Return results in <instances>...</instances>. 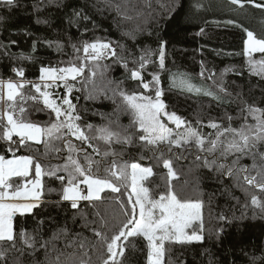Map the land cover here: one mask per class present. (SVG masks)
I'll use <instances>...</instances> for the list:
<instances>
[{
	"label": "trees",
	"instance_id": "obj_1",
	"mask_svg": "<svg viewBox=\"0 0 264 264\" xmlns=\"http://www.w3.org/2000/svg\"><path fill=\"white\" fill-rule=\"evenodd\" d=\"M242 3L243 7L231 0H16L11 9L0 3V78L19 81L21 78L13 70L23 69L24 80L39 82L42 67H64L77 56L83 57L82 50L74 51V44L82 49L86 41H110L127 61L128 68L115 57L103 60L107 68L97 70L95 87L99 91L94 99L87 98L91 85L82 88L76 83L72 98L82 117L81 124L110 125L122 134L125 130L129 135L139 134L138 128L130 127L132 116L121 98L113 97V89L122 81L121 87L129 93L147 92L139 81L129 78V69L138 67L134 61L148 49L157 54L151 57L153 62L142 75L145 82H150L152 74L159 72L163 99L170 111L190 121L206 136L214 133L207 126L210 121L228 126L225 114L233 118L232 127H239L245 122L246 113L241 109L246 104L264 108V79L250 72L249 58L244 53L245 29L258 38L264 37V7H256L264 5V0H242ZM161 43L165 45L163 71L158 68ZM255 54L264 58V54ZM177 72L188 74L197 85L211 88L225 102L169 90L170 75ZM221 87L226 92H220ZM30 91V86L24 89L25 93ZM57 91L63 94L65 90L61 86ZM24 107L26 120L41 126L49 123L51 117L42 102L29 100ZM3 110L0 105V111ZM5 121H0V155L8 159L14 157L9 148L15 149L16 144L2 138ZM247 122L254 123L251 117ZM136 135L130 144L111 145L120 154L116 158L118 163L151 167L153 175L143 183L153 198L166 193L170 185L181 199L196 200L197 194H201L206 206L200 233L204 240L166 244L165 264H264V210L251 204L252 195L264 201V192L242 179L238 182L235 177L219 173L215 167H206L204 158L213 157L195 146L172 147L169 151L160 145L159 149H152L145 147ZM17 139L13 137L14 141ZM100 147L102 151L105 148L103 144ZM87 150L91 153V149ZM260 150L264 151V147ZM20 155L35 156L45 168L63 162L54 153L45 158L43 145L34 142L15 151V156ZM99 158L94 155V159ZM112 159L107 158L108 162ZM233 159L235 156H229L221 162L231 163ZM165 160H171L175 178L168 175ZM240 164L251 167L253 159L244 156ZM251 174L255 175V170ZM13 180L23 183L20 178ZM42 185L45 194L39 206L14 219L15 247L11 242L0 241V251L5 253L0 264H72L81 257L88 259L89 264H101L109 254L105 242L93 229L109 238L119 231L125 219L121 201L127 205L131 190L104 191L100 201H82L78 209H73L71 202L60 198L63 186L58 179L44 176ZM21 231L35 238L34 247L24 243ZM82 239L84 248L79 247ZM129 240L134 246L125 251L122 259H117L121 264H148L147 241L139 237Z\"/></svg>",
	"mask_w": 264,
	"mask_h": 264
},
{
	"label": "snow or ice",
	"instance_id": "obj_2",
	"mask_svg": "<svg viewBox=\"0 0 264 264\" xmlns=\"http://www.w3.org/2000/svg\"><path fill=\"white\" fill-rule=\"evenodd\" d=\"M231 2L243 7L242 0ZM0 3L11 9L15 6L16 0H0ZM245 31L247 40L244 53L249 58V70L264 79V58L259 60L253 58L255 53L264 54V37L258 38L252 31L247 29ZM73 49L77 53L82 50L83 57L77 56L76 60L68 61L64 67H42L39 82L24 80L23 69L13 70L21 78L19 81L0 78V105L4 106V110L0 111V121L6 120L2 138L16 144L15 149L9 148L14 158L6 159L0 155V241L11 242V246L15 247L17 233L14 218L17 214L22 216L31 213L39 206L43 189L42 178L52 176L61 182L62 199L70 201L73 209L79 208L80 201L89 203L100 201L101 193L105 190L112 193H120L121 188L125 191L131 190L127 197V205L121 201L125 219L121 222L119 231L109 238L101 231L93 229L95 235L105 242L109 254L101 264H121L117 258L122 259L125 251L134 246L129 238L138 237L147 241L148 264H165L166 244L204 240V236L200 234L204 227L203 201L181 199L170 185L166 193L161 194L159 198H153L149 188L143 183L153 175V169L142 167L139 163H118L116 158L120 154L111 149L114 143H132L133 135L136 134L129 135L126 130L125 134H122L110 125L94 126L80 123L82 117L72 98L76 83H80L82 88L91 85L87 89V98L94 99L99 91L95 87L97 70L107 68L102 61L115 57L125 68H128V64L110 41H86L83 42L82 49L75 44ZM156 54L148 49L143 50V54L134 61L138 67L129 69V78L139 81L143 89L154 92V95L129 93L121 87L122 81L113 89V97L119 96L132 116L130 127L139 130L136 138L142 141L145 147L152 149H159L160 145H165L169 151L172 147L195 146L213 157L204 158L206 167H215L219 173L235 177L238 182L242 179L244 183L264 192V151L260 150L264 147V108L246 104V107L241 109L246 113L245 122L239 127L231 126L233 118L227 114L225 119L229 121L228 126L210 121L207 126L212 128L214 133L206 136L190 121L177 115L175 111L168 110V105L163 99L164 89L160 86L159 72L152 74L150 82H145L142 71L153 62L151 57ZM158 57L159 70H166L164 43L160 45ZM77 60L82 62L77 63ZM86 69L88 75H85ZM100 75H103V72H100ZM200 76H204L203 69ZM29 86L32 91L25 93L24 89ZM61 86L65 89L63 94L57 91ZM171 89L210 96L220 103L225 102L224 98L211 88L193 83L191 76L186 73L177 72L170 75L169 90ZM220 92H226V89L221 87ZM75 99L78 100L79 97ZM29 100L42 102L43 108L49 111L51 117L49 123L41 126L25 119L27 109L24 105ZM248 117H251L254 123H248ZM165 118L175 126V130L169 127ZM213 135L214 138H208ZM13 137L18 139L14 141ZM29 142L42 144L45 158L54 153L63 162L49 164L45 168L33 155L15 156V151L27 146ZM101 144L105 146L103 151ZM59 145H63V148ZM87 149H91V153ZM160 151L162 153L163 149ZM216 153L219 155H214ZM94 155L101 159H94ZM229 156H235L231 163L221 162L227 161ZM244 156L252 157L251 167L240 164ZM109 157L113 158L110 162L107 160ZM164 167L168 169L171 178L176 177L171 160H165ZM253 170L255 175L251 174ZM33 172L35 179H28ZM13 178H20L23 183L16 182ZM251 204L264 210V201L256 195L251 196ZM19 235L26 245L34 247L33 236L26 231H21ZM79 247H85L83 239ZM4 255L5 253L0 251V259H3ZM84 256H87V252ZM72 264H89V260L81 257L78 262L73 261Z\"/></svg>",
	"mask_w": 264,
	"mask_h": 264
},
{
	"label": "rangeland",
	"instance_id": "obj_3",
	"mask_svg": "<svg viewBox=\"0 0 264 264\" xmlns=\"http://www.w3.org/2000/svg\"><path fill=\"white\" fill-rule=\"evenodd\" d=\"M257 7V6H256ZM254 33V32H253ZM246 40H247V33H246ZM246 40H245V45H246ZM256 54H254L253 55V58L254 59H257V60H259V59H262V58H257L256 56H255ZM63 90H65L64 88H63ZM147 92H148V90H146ZM147 92H142V93H144V94H147ZM137 93V92H136ZM147 95H149V94H147ZM152 95V94H151ZM169 110V109H168ZM170 111V110H169ZM178 115V114H177ZM6 122V121H5ZM165 122L166 123H168V125H169V127H172L174 130H175V126L173 125V124H171L170 122H168L167 120H166V118H165ZM12 158H14V157H12ZM8 159H11V158H8ZM101 158H99L98 160H100ZM48 167V166H47ZM46 167V168H47ZM31 179H35V176H34V172H33V177L31 178ZM42 180H43V178H42ZM82 188H84V186L82 185L81 186ZM86 191V190H85ZM105 191H108V190H105ZM196 192H198V193H200L198 190H195ZM44 194H45V191H44V187H43V189H42V196H41V199L44 197ZM101 197H102V193H101ZM60 198H62V194H60ZM197 198L199 199V200H202L203 201V197L201 196V194L199 195V194H197ZM40 199V200H41ZM63 200V199H62ZM70 202V201H69ZM80 202H82V201H80ZM203 209H202V213L203 212H206V206H205V204H204V202H203ZM17 215H19V214H17ZM15 219V218H14ZM203 222L205 223V221L203 220ZM209 224V223H208ZM209 226H211V224L209 225ZM194 227H195V225H194ZM189 231H191V230H189Z\"/></svg>",
	"mask_w": 264,
	"mask_h": 264
},
{
	"label": "crops",
	"instance_id": "obj_4",
	"mask_svg": "<svg viewBox=\"0 0 264 264\" xmlns=\"http://www.w3.org/2000/svg\"><path fill=\"white\" fill-rule=\"evenodd\" d=\"M39 202H40V201H39ZM39 202H38V203H39Z\"/></svg>",
	"mask_w": 264,
	"mask_h": 264
}]
</instances>
